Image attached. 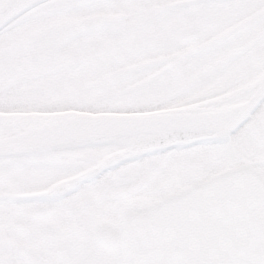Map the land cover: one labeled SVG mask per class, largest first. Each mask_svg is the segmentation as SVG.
Wrapping results in <instances>:
<instances>
[{
  "label": "snow or ice",
  "instance_id": "6c2138e0",
  "mask_svg": "<svg viewBox=\"0 0 264 264\" xmlns=\"http://www.w3.org/2000/svg\"><path fill=\"white\" fill-rule=\"evenodd\" d=\"M0 264H264V0H0Z\"/></svg>",
  "mask_w": 264,
  "mask_h": 264
}]
</instances>
